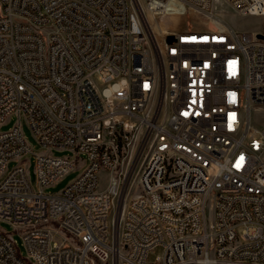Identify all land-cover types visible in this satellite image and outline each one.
Segmentation results:
<instances>
[{
  "label": "built area",
  "instance_id": "1",
  "mask_svg": "<svg viewBox=\"0 0 264 264\" xmlns=\"http://www.w3.org/2000/svg\"><path fill=\"white\" fill-rule=\"evenodd\" d=\"M264 0H0V264H264ZM264 34V33H262ZM163 38V43L159 37ZM173 40H170V38ZM83 155L60 193H45ZM107 173L101 188L100 173ZM160 249L155 261L150 256Z\"/></svg>",
  "mask_w": 264,
  "mask_h": 264
},
{
  "label": "rangeland",
  "instance_id": "2",
  "mask_svg": "<svg viewBox=\"0 0 264 264\" xmlns=\"http://www.w3.org/2000/svg\"><path fill=\"white\" fill-rule=\"evenodd\" d=\"M216 10H218L220 13V17L234 30L241 31V32H258V33H264V15H238L233 13L229 7L223 3L222 1H217L215 3ZM160 41L163 43V38L159 37ZM21 121V129L23 131V134L25 136L26 141L30 145L32 149V154H28L21 158V162L26 163L27 170L31 179L32 186L34 188L37 187V181H36V175H35V155H41V154H50L54 157H69L72 156V158H76V161L79 163L78 166L69 172L65 177H63L59 182H57L54 186H51L45 190V193H60L62 190H64L77 176H79L83 168H78L82 165V163L86 160V157L83 155L75 156L72 152L69 151H61V150H48L46 148L41 147V145L38 143L36 138L33 136L31 129L24 117H22ZM252 121L253 124L261 129L264 130V109L259 111H253L252 112ZM19 122V117L17 115L10 116L6 122L2 125H0V132H6L9 131L11 128H13L16 124ZM18 162L11 161L8 165V169L6 170V173L3 177H5L9 171L17 165ZM0 178V181L3 179ZM107 173L101 172L100 173V180H101V188H105L106 182H107ZM0 227L4 229L5 231L12 233V236L14 240L17 242V246L20 249V252L23 257H27V253L25 250V247L23 245V239L22 235L19 232H14V229L12 226L5 222H0ZM162 251L158 249L155 254H152L150 256V261H155L156 257L161 255Z\"/></svg>",
  "mask_w": 264,
  "mask_h": 264
},
{
  "label": "water",
  "instance_id": "3",
  "mask_svg": "<svg viewBox=\"0 0 264 264\" xmlns=\"http://www.w3.org/2000/svg\"><path fill=\"white\" fill-rule=\"evenodd\" d=\"M257 36L258 38L264 39V34L262 33H259ZM170 40H173V38L171 37Z\"/></svg>",
  "mask_w": 264,
  "mask_h": 264
}]
</instances>
